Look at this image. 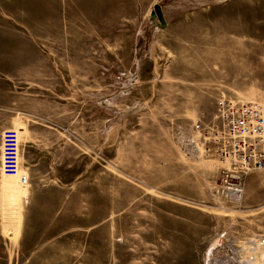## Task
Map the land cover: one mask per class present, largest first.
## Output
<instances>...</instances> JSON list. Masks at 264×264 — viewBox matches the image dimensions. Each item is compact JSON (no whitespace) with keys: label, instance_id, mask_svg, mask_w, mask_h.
I'll use <instances>...</instances> for the list:
<instances>
[{"label":"rangeland","instance_id":"374dc122","mask_svg":"<svg viewBox=\"0 0 264 264\" xmlns=\"http://www.w3.org/2000/svg\"><path fill=\"white\" fill-rule=\"evenodd\" d=\"M26 1L0 0L10 105L20 50L56 63L58 141L76 142L82 125L88 154L76 163L61 144L48 155L41 137L28 150L14 125L29 183L1 177L0 234L20 245L0 244V264H264V246L246 245L264 238V170L227 202L215 193L219 170L186 158L177 140L222 97L264 105V0H89L46 21L21 15Z\"/></svg>","mask_w":264,"mask_h":264},{"label":"built area","instance_id":"2783aa9c","mask_svg":"<svg viewBox=\"0 0 264 264\" xmlns=\"http://www.w3.org/2000/svg\"><path fill=\"white\" fill-rule=\"evenodd\" d=\"M177 140L186 158L207 160L219 170L216 195L238 204L244 198L249 172L264 170V105L222 97L211 119H199L188 127L179 128ZM20 155L18 132L5 130L1 174L19 177L21 184L27 187L29 179L22 174ZM249 244L264 246V238L250 240Z\"/></svg>","mask_w":264,"mask_h":264},{"label":"crops","instance_id":"0c3cea01","mask_svg":"<svg viewBox=\"0 0 264 264\" xmlns=\"http://www.w3.org/2000/svg\"><path fill=\"white\" fill-rule=\"evenodd\" d=\"M25 1V0H24ZM89 0H68L65 5H51L56 4L55 0H32V2L26 1L24 4L31 5V7H25L22 3H20V14H24L26 18H30L29 15L36 17L37 20H52L53 17L61 19V14L66 16L67 12L72 13L73 5H81L89 4ZM98 3V2H91ZM83 8H81L82 11ZM28 13V14H25ZM60 14V16H59ZM41 15H44L42 17ZM58 15V17H57ZM67 18V16L65 17ZM20 19H23L20 16ZM72 19V15L68 18ZM35 35V33H33ZM66 35H71V33H65ZM15 62L9 61H0V72L10 73L14 69ZM16 63L15 65H18ZM56 63L45 62V61H36L33 59H28L24 55V51L20 50V95L17 90V100L16 103L10 105L9 101V91L10 84L14 83V79L8 77L0 76V183L2 180L1 174V150H2V134L5 130L13 129L14 125L19 129L21 137L23 140L28 139L27 149L31 150L38 149L40 147L36 144L37 139L41 137L44 142L40 143V145H45L44 147L47 150L48 155H52L53 152L56 153V150L59 145L63 144L64 147V155L69 157H74L76 159V163L80 162L82 164L83 154L84 157H87L88 151V136L87 133L84 132L83 127L81 125L80 129H76L75 132L77 134L76 142L73 141H58V136H62L64 134V128H60L58 130V119L57 113L51 114L50 107L51 104L49 102L50 94L55 93L56 91ZM39 69H47V72H44L43 75L47 76L42 77L45 81H48L44 87H40L38 85L39 75H42L38 70ZM52 75V78H51ZM52 79V82H51ZM42 90V97L39 100L38 92ZM46 93L49 95L46 98ZM18 131V130H17ZM18 131V132H19ZM84 135V140H83ZM20 137V140H21ZM71 151L67 153V151ZM72 153V154H71ZM35 152H33L32 161L35 162ZM27 171V170H26ZM30 173V172H29ZM30 175V179L33 180L32 174ZM250 182V180H249ZM5 196L4 190L0 184V230L4 229V223L2 221V202ZM250 213V212H247ZM253 213V212H252ZM259 214L255 213L254 215ZM261 215V214H259ZM250 217V216H249ZM18 236V235H17ZM3 237L0 234V244H13L20 245V240L18 237ZM255 236V237H254ZM259 236V237H258ZM252 239L260 238V234L251 235ZM8 238L10 240H8ZM246 242V245L249 244V238ZM8 253H6L7 257ZM5 258L0 254V260Z\"/></svg>","mask_w":264,"mask_h":264},{"label":"water","instance_id":"95a60500","mask_svg":"<svg viewBox=\"0 0 264 264\" xmlns=\"http://www.w3.org/2000/svg\"><path fill=\"white\" fill-rule=\"evenodd\" d=\"M158 10H159V7L156 8V11H158ZM157 13H158V14H156V13H153V14H152V18H153V19L156 18V15L158 16V18H161L162 15H161L160 11H158Z\"/></svg>","mask_w":264,"mask_h":264},{"label":"bare ground","instance_id":"6f19581e","mask_svg":"<svg viewBox=\"0 0 264 264\" xmlns=\"http://www.w3.org/2000/svg\"><path fill=\"white\" fill-rule=\"evenodd\" d=\"M253 171H256V170H253ZM253 171H251V172H253ZM251 172H249V174L247 175L246 178H248V176L250 175ZM246 180H247V179H246ZM19 184H20L22 187L26 188V186H24L23 184H21V181L19 182ZM216 188H217V186H216ZM215 191H216V189H215Z\"/></svg>","mask_w":264,"mask_h":264}]
</instances>
